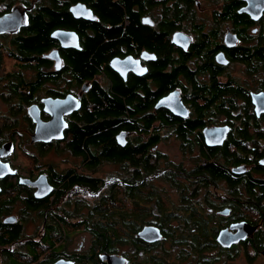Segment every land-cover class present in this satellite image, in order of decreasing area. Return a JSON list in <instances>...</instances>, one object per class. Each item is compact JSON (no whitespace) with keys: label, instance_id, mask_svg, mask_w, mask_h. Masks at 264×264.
Masks as SVG:
<instances>
[{"label":"flooded vegetation","instance_id":"1","mask_svg":"<svg viewBox=\"0 0 264 264\" xmlns=\"http://www.w3.org/2000/svg\"><path fill=\"white\" fill-rule=\"evenodd\" d=\"M0 264H264V0H0Z\"/></svg>","mask_w":264,"mask_h":264},{"label":"rangeland","instance_id":"2","mask_svg":"<svg viewBox=\"0 0 264 264\" xmlns=\"http://www.w3.org/2000/svg\"><path fill=\"white\" fill-rule=\"evenodd\" d=\"M11 63V62H10ZM107 170H111V171H114L112 168H109ZM102 171H106L105 167L103 168V170H99V172H102ZM167 190H168V193L172 196L173 199H178L179 198V192H177V194H174V190H176L175 188L171 189V191H169L170 187L168 185H165ZM165 194V193H164ZM79 243L78 240L75 241L74 245H72V247H76L77 244Z\"/></svg>","mask_w":264,"mask_h":264},{"label":"trees","instance_id":"3","mask_svg":"<svg viewBox=\"0 0 264 264\" xmlns=\"http://www.w3.org/2000/svg\"><path fill=\"white\" fill-rule=\"evenodd\" d=\"M111 234H112L113 236H117V239H120V235H121V233H120L119 230H113V231L111 232ZM105 239H106V238H105Z\"/></svg>","mask_w":264,"mask_h":264},{"label":"snow or ice","instance_id":"4","mask_svg":"<svg viewBox=\"0 0 264 264\" xmlns=\"http://www.w3.org/2000/svg\"><path fill=\"white\" fill-rule=\"evenodd\" d=\"M145 23H150V21H145Z\"/></svg>","mask_w":264,"mask_h":264},{"label":"water","instance_id":"5","mask_svg":"<svg viewBox=\"0 0 264 264\" xmlns=\"http://www.w3.org/2000/svg\"><path fill=\"white\" fill-rule=\"evenodd\" d=\"M145 234L147 233V231L144 232Z\"/></svg>","mask_w":264,"mask_h":264}]
</instances>
